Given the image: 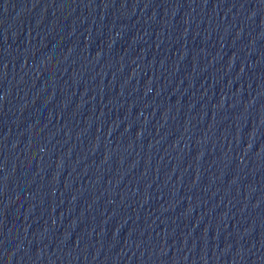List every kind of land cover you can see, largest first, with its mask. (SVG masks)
<instances>
[{"label": "water", "instance_id": "95a60500", "mask_svg": "<svg viewBox=\"0 0 264 264\" xmlns=\"http://www.w3.org/2000/svg\"><path fill=\"white\" fill-rule=\"evenodd\" d=\"M0 264H264V0H0Z\"/></svg>", "mask_w": 264, "mask_h": 264}]
</instances>
